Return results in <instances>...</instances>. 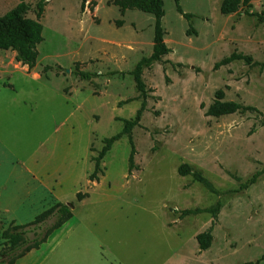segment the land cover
Here are the masks:
<instances>
[{"label":"rangeland","instance_id":"374dc122","mask_svg":"<svg viewBox=\"0 0 264 264\" xmlns=\"http://www.w3.org/2000/svg\"><path fill=\"white\" fill-rule=\"evenodd\" d=\"M81 2L25 0L26 17L42 26L35 67L0 53V84L14 100L0 108V136L13 165L38 177L24 175L10 202L0 201V235L58 202L72 203V217L28 264H264V173L236 192L264 167V0L230 15L220 14L222 0H181L189 21L163 0L170 52L142 69L144 97L130 72L152 53L153 17L121 16L113 0ZM18 3L0 0V17ZM232 53L251 61L216 67ZM77 69L95 76L83 80ZM219 92L220 102L253 110L206 115ZM137 115L131 172L122 135L90 182L103 139ZM183 164L211 189L179 176ZM78 192L86 194L81 201ZM217 204L212 219L208 210ZM194 210L200 213H187ZM210 227V247L200 252L195 237Z\"/></svg>","mask_w":264,"mask_h":264},{"label":"trees","instance_id":"16d2710c","mask_svg":"<svg viewBox=\"0 0 264 264\" xmlns=\"http://www.w3.org/2000/svg\"><path fill=\"white\" fill-rule=\"evenodd\" d=\"M86 0H82L81 8ZM175 10L181 14L185 20L192 17L190 14L183 13L179 5L181 0H173ZM118 8L120 15H124L127 10H138L149 14L153 17V45L152 53L148 58H142L130 72L135 82L137 90L145 96L144 85L140 79L142 69L152 63L160 61L161 57L167 55L170 50L163 42L164 31L161 26V19L164 16L163 0H113L112 3ZM240 7L250 8V0H222L219 11L221 15H230L238 11ZM28 6L25 0H19V3L10 11L0 17V53L2 51L14 52V60L21 66H25L28 71L35 67L37 60V46L42 42V26L38 19L26 17ZM41 14V8L37 13V18ZM247 15H255L246 12ZM260 21L264 22V12L258 16ZM119 26L122 22L117 23ZM244 60L250 63L251 58L241 54L232 53L229 57L222 59L217 65H227L231 62ZM47 69H44V71ZM75 75L83 80H89L95 74L86 73L80 70L75 71ZM221 93L217 94V100L212 104L206 115L219 117L223 115L233 114L235 112L252 111L251 107H242L233 102H220ZM123 121V128L119 134L110 138H105L102 141V148L98 154L92 158L94 168L89 175L90 182L98 180V174H101L100 163L111 145L118 141L122 135H126L130 146L128 156V173L132 170L134 145L130 137V130L137 120ZM264 173V167L261 171L256 172L247 182L241 184L236 192L244 190L248 185L254 184L255 180ZM177 174L181 177L191 175L192 178L204 184L208 189H211L209 184L197 172H193L187 164L178 167ZM86 197V194L78 192L75 196L76 201H81ZM219 204L213 210H208L212 214V219L215 218L219 211ZM72 203H56L52 207L39 213L35 218L27 224L15 225L10 224L3 234L0 235V255L5 264H14L16 260L22 258L31 250H37L40 245L45 243L47 239L58 229H60L72 217ZM188 214H197L200 211L194 210L187 212ZM48 221H52L48 224ZM196 235L195 240L200 252L209 249L211 244V229ZM5 240V245L1 244V240Z\"/></svg>","mask_w":264,"mask_h":264},{"label":"crops","instance_id":"0c3cea01","mask_svg":"<svg viewBox=\"0 0 264 264\" xmlns=\"http://www.w3.org/2000/svg\"><path fill=\"white\" fill-rule=\"evenodd\" d=\"M33 78H39V77H33ZM0 86H1L0 89V108H1L2 105L8 106L14 100L11 94V90H9L6 87L8 85L1 83ZM1 90L3 92H1ZM1 157L4 158L3 163L6 166V168L1 171L2 160L0 159V201L7 204L10 202L12 198L11 195L12 188H15L16 185L22 182L24 175H27L29 177L28 180L30 181L34 179H38V177H36L37 175L30 170L27 169L24 170L22 168H21L22 170H19L15 165H13L14 157L11 153V149L9 148L7 143H4V141L1 139L0 136V158ZM57 179L58 177L54 180V182L56 183L55 185H57ZM4 214L5 211L2 210V208H0V216H6ZM37 251L38 250H31L25 256L16 260L14 264H28L30 260L33 258L34 253H36Z\"/></svg>","mask_w":264,"mask_h":264},{"label":"water","instance_id":"95a60500","mask_svg":"<svg viewBox=\"0 0 264 264\" xmlns=\"http://www.w3.org/2000/svg\"><path fill=\"white\" fill-rule=\"evenodd\" d=\"M0 260H2V256L0 255Z\"/></svg>","mask_w":264,"mask_h":264}]
</instances>
